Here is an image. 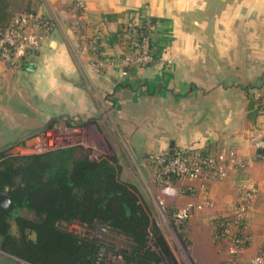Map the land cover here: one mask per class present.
<instances>
[{"label": "crops", "instance_id": "1", "mask_svg": "<svg viewBox=\"0 0 264 264\" xmlns=\"http://www.w3.org/2000/svg\"><path fill=\"white\" fill-rule=\"evenodd\" d=\"M76 1L28 0L29 9L57 26L17 66L0 61V150L52 120L76 117L96 139L120 133L129 154L143 157L154 187V153L234 151L240 161L223 179L177 182L189 189L178 209L196 203L191 240L223 264L226 245L214 241L213 220L233 214L244 181L256 183L246 215L251 244L236 260L251 264L264 245V160L257 157V142L264 141L257 109L264 97V0H84V9ZM146 23L156 60L139 67L125 54ZM97 31L102 64L87 49ZM197 230L203 241L193 237Z\"/></svg>", "mask_w": 264, "mask_h": 264}, {"label": "trees", "instance_id": "2", "mask_svg": "<svg viewBox=\"0 0 264 264\" xmlns=\"http://www.w3.org/2000/svg\"><path fill=\"white\" fill-rule=\"evenodd\" d=\"M72 154L1 155L0 194L7 189L12 204L0 206V249L8 256L0 264H106L102 248L120 253L125 264H154L158 255L145 249L152 219L134 185L121 181L109 162ZM98 220L129 236L132 249L115 251L90 232L62 226L80 222L93 228Z\"/></svg>", "mask_w": 264, "mask_h": 264}, {"label": "rangeland", "instance_id": "3", "mask_svg": "<svg viewBox=\"0 0 264 264\" xmlns=\"http://www.w3.org/2000/svg\"><path fill=\"white\" fill-rule=\"evenodd\" d=\"M24 9H29L28 0H0V27L7 24L13 14ZM85 127L86 125L82 124L81 119L76 117L56 119L53 121V127L47 128L46 125L45 128L31 133L14 147L6 148L5 152L0 150V159L2 154L20 155L41 154L50 151H73L74 158L88 156L94 161L109 162L116 168L121 181L134 185L140 204L150 213L152 227L145 249H150L158 255V260L154 264H215L217 257L214 253L196 249L191 240L190 231L192 230H190L189 222L196 209L184 223L177 222L175 219L179 204L178 197L183 195V192H180L183 189L178 187L177 182L176 189L174 188L169 193L161 186L156 185L154 187V184L147 180L148 175H146L145 167L141 163L143 157L138 158L134 153L129 154L125 147L127 141L120 133H107L104 135L105 137L100 136L102 138L96 139L92 135V127L89 130H86ZM46 130L51 131V133L45 137ZM34 138H39V141L31 142ZM40 143L44 145L45 149H42L43 151L33 150L32 147ZM150 167L152 166L150 165ZM7 191L6 189L3 193L7 194ZM160 200L164 201V205L160 204ZM185 205L180 204L182 207ZM22 212L26 215L29 214L26 210ZM196 221L193 220V223ZM94 225L92 228L87 223H62L64 228L72 231L90 232L92 236L99 238L115 251L120 252L124 248L132 249L134 242L126 234L111 229L106 222L100 220L96 221ZM199 232L197 230V234L195 235V232L193 237L203 241L204 235H199ZM214 241L219 244L223 243L216 241L215 237ZM225 245L227 252V244L225 243ZM101 255H107L106 264H125L123 256L118 252L107 254L102 248ZM7 257V254L0 249V261H7ZM227 258L228 256L222 262L223 264L226 263Z\"/></svg>", "mask_w": 264, "mask_h": 264}, {"label": "built area", "instance_id": "4", "mask_svg": "<svg viewBox=\"0 0 264 264\" xmlns=\"http://www.w3.org/2000/svg\"><path fill=\"white\" fill-rule=\"evenodd\" d=\"M76 7L84 9V0H77ZM56 26L57 23L53 17L45 16L34 9H25L13 14L9 22L5 26L0 27V61L8 66H17L22 61V58L41 46L44 34L52 32ZM150 29V23L135 29L125 54L126 62L139 67L154 63L156 54ZM100 35L101 31H97L87 43V49L93 60H99V64H102L105 60L102 58ZM257 109L264 113V97L259 100ZM50 133L51 131L46 130L45 137L49 136ZM32 148L35 151H43L45 149L41 143L34 145ZM263 148L264 141H258L257 157L264 160V154L260 152ZM239 161L234 151L228 155L215 156L197 148H179L175 149L173 154L154 153L150 156L156 183L168 193L174 190L176 182L223 179L228 175L229 170L235 168ZM188 190L187 188V190H180V192L184 194ZM258 191L259 187L256 183L244 181L241 184L239 199L233 205V214L214 218L215 227H219L214 237L216 241L227 244L228 258L225 264H236L237 258L250 247L252 239L246 234V215L252 208ZM159 202L164 205L163 200ZM196 208L194 201L188 202L185 206L178 209L175 214L176 221L184 223L192 216ZM18 261L20 264H27L22 260ZM251 264H264V245L253 256Z\"/></svg>", "mask_w": 264, "mask_h": 264}, {"label": "water", "instance_id": "5", "mask_svg": "<svg viewBox=\"0 0 264 264\" xmlns=\"http://www.w3.org/2000/svg\"><path fill=\"white\" fill-rule=\"evenodd\" d=\"M39 138H34L31 140V142H38ZM171 154L174 153V149L170 152ZM12 204V197L6 193L0 194V206L3 208H10ZM0 243H1V237H0Z\"/></svg>", "mask_w": 264, "mask_h": 264}]
</instances>
